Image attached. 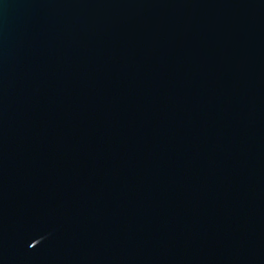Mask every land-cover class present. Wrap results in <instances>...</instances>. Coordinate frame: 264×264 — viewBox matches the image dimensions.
Here are the masks:
<instances>
[{
	"label": "water",
	"instance_id": "95a60500",
	"mask_svg": "<svg viewBox=\"0 0 264 264\" xmlns=\"http://www.w3.org/2000/svg\"><path fill=\"white\" fill-rule=\"evenodd\" d=\"M0 264H264V0H0Z\"/></svg>",
	"mask_w": 264,
	"mask_h": 264
}]
</instances>
